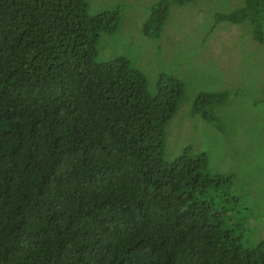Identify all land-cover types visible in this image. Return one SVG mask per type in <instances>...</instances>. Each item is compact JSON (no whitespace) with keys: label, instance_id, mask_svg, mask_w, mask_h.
Wrapping results in <instances>:
<instances>
[{"label":"trees","instance_id":"16d2710c","mask_svg":"<svg viewBox=\"0 0 264 264\" xmlns=\"http://www.w3.org/2000/svg\"><path fill=\"white\" fill-rule=\"evenodd\" d=\"M191 1L160 0L144 34ZM120 20L87 0H0V264H264L231 176L189 146L165 159L181 81L160 75L151 94L125 57L96 60ZM218 20L264 42V0ZM196 97L211 119L199 102L225 93Z\"/></svg>","mask_w":264,"mask_h":264},{"label":"rangeland","instance_id":"374dc122","mask_svg":"<svg viewBox=\"0 0 264 264\" xmlns=\"http://www.w3.org/2000/svg\"><path fill=\"white\" fill-rule=\"evenodd\" d=\"M160 0H87L88 14L116 10L115 30L100 32L96 60L125 57L140 70L155 93L160 75H173L183 95L165 128V159L189 146L192 155L204 153L208 171L231 176L233 196L246 218L250 244L264 239V42L253 37L248 22L219 21L220 14L239 8L243 0H192L170 3L158 36L142 30ZM225 93L214 106L196 96Z\"/></svg>","mask_w":264,"mask_h":264}]
</instances>
